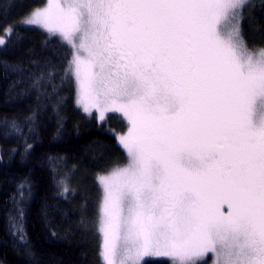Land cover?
Listing matches in <instances>:
<instances>
[{
  "label": "snow or ice",
  "instance_id": "6c2138e0",
  "mask_svg": "<svg viewBox=\"0 0 264 264\" xmlns=\"http://www.w3.org/2000/svg\"><path fill=\"white\" fill-rule=\"evenodd\" d=\"M256 8L251 0H49L19 19L73 49L58 84L51 62L32 79L38 101L55 97L58 109L71 77L77 107L98 109V120L121 113L130 125L118 139L129 163L96 177L101 264L146 256L196 264L209 252L213 264H264V116H255L264 109V47L249 50L241 28ZM3 32L14 35L11 26ZM27 120L35 124L36 112Z\"/></svg>",
  "mask_w": 264,
  "mask_h": 264
},
{
  "label": "trees",
  "instance_id": "16d2710c",
  "mask_svg": "<svg viewBox=\"0 0 264 264\" xmlns=\"http://www.w3.org/2000/svg\"><path fill=\"white\" fill-rule=\"evenodd\" d=\"M241 21L245 44L264 47V0H251ZM46 0H0V264H101L102 234L97 231L102 189L97 175L128 162L118 134L127 123L112 114L100 124L95 114L77 107L71 77L64 82L59 108L55 97L38 101L32 79L55 65L67 67L73 49L37 26L19 25V19ZM11 26L14 35H4ZM19 65L22 71H11ZM51 91L43 83L41 90ZM33 111L36 122L27 120ZM15 121L23 130L18 133ZM32 129L30 132L29 129ZM31 144L30 150L25 145ZM67 178L68 192L62 189ZM23 186V187H21ZM21 193L23 195H21ZM18 209H23L20 217ZM23 237V238H21ZM144 264H174L148 258ZM196 264H208L197 259Z\"/></svg>",
  "mask_w": 264,
  "mask_h": 264
},
{
  "label": "rangeland",
  "instance_id": "374dc122",
  "mask_svg": "<svg viewBox=\"0 0 264 264\" xmlns=\"http://www.w3.org/2000/svg\"><path fill=\"white\" fill-rule=\"evenodd\" d=\"M48 3H49V0H46L45 5H44L42 8H40V9H43V8L47 7ZM30 26H36V25H30ZM37 27L42 28L41 26H37ZM42 29H43V28H42ZM43 30H44V29H43ZM44 31H46V30H44ZM46 32H47L49 35L57 36V37L60 38L62 41H64V40L62 39V37H61L59 34H51V33H49L48 31H46ZM64 42L67 43L66 41H64ZM67 44H68V43H67ZM68 45H69V44H68ZM69 46L71 47V45H69ZM247 47H248V46H247ZM248 49H249V50H254V49H252V48H250V47H248ZM79 108L82 110L83 113H85V112L83 111V108H82V107H79ZM85 114L89 115L88 113H85ZM93 114H95V117H96L97 121H98L100 124L105 123V122L107 121L108 117H109L110 115H112V114H117V115H119L121 118H123V119L125 120V122L127 123L128 126H127V129H126L125 132H123V133H119V134H118V137H122V136H126V135H127L130 125L128 124L126 118H124L123 115H122L121 113H118V112H112V111L105 112V115H104V119H103V120H98V114H99V110H98V109H91V115H93ZM255 116H256V119H260L261 116H264V109H262V107H261L259 104L257 105L256 112H255ZM124 150H125V149H124ZM125 153H126V150H125ZM126 155H127V154H126ZM127 158H128V156H127ZM128 163H129V158H128V162H127V163L122 164V165H118V166H115V167H125V166H127ZM115 167H113V168H115ZM113 168H112V169H113ZM112 169H111V170H112ZM111 170H109V171H107V172H105V173H103V174H99V175H108V174L111 172ZM62 180H63V181H62V189H64V187L67 185V178H66V177H63ZM100 187H101V186H100ZM101 189H102V187H101ZM221 211L224 212L225 215H226V214L228 213V211H229V209H228V205H227V204L222 205V207H221ZM102 239H103V237H102ZM102 242H103V240H102ZM148 258H165V259H171V260H173V258H171V257H165V256H159V257H156V256H146V257H144V258L142 259L141 264H144V261H145L146 259H148ZM202 259L207 260V263H208V264H213V261H214V259H215V254L212 253V252H209V253H207Z\"/></svg>",
  "mask_w": 264,
  "mask_h": 264
}]
</instances>
